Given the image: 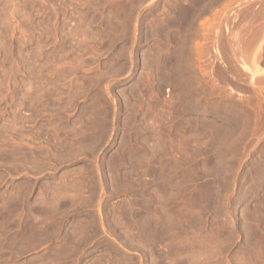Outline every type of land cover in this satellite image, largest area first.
I'll list each match as a JSON object with an SVG mask.
<instances>
[{
    "label": "rangeland",
    "instance_id": "obj_1",
    "mask_svg": "<svg viewBox=\"0 0 264 264\" xmlns=\"http://www.w3.org/2000/svg\"><path fill=\"white\" fill-rule=\"evenodd\" d=\"M263 1L0 0V264H264Z\"/></svg>",
    "mask_w": 264,
    "mask_h": 264
},
{
    "label": "bare ground",
    "instance_id": "obj_2",
    "mask_svg": "<svg viewBox=\"0 0 264 264\" xmlns=\"http://www.w3.org/2000/svg\"><path fill=\"white\" fill-rule=\"evenodd\" d=\"M264 2V1H263ZM262 4V3H261ZM263 12V11H262ZM247 13V12H246ZM261 13V12H260ZM263 14V13H262ZM188 15V14H187ZM249 16V15H248ZM262 16V15H261ZM250 17V16H249ZM263 18H264V14H263ZM189 20V19H188ZM251 20V19H250ZM253 20V19H252ZM226 21V20H225ZM255 21V20H254ZM192 22V21H191ZM216 22H219V21H216ZM257 22H259V21H257ZM262 22H264V20L262 21ZM212 23V22H211ZM183 24V23H182ZM204 24V23H203ZM219 24V23H218ZM225 24V23H224ZM215 25H217V24H215L214 23V25H211V24H209V25H204L203 27H204V37L206 36V37H208L209 36V34H211L212 32L210 31V30H212L214 27H215ZM250 25V24H249ZM248 25V26H249ZM252 25V24H251ZM259 25V24H258ZM191 26V25H190ZM226 26V25H225ZM228 26V25H227ZM243 26V25H242ZM248 26H246L247 28H248ZM254 26V25H253ZM252 26V27H253ZM166 27V26H165ZM221 27V26H220ZM251 27V28H252ZM255 27V26H254ZM212 28V29H211ZM218 28V27H217ZM250 28V27H249ZM256 28V27H255ZM261 28H262V26H261ZM261 28L260 27H258L257 28V30L254 32V31H251V33H250V31H249V33H250V35L247 37V38H245V39H243L242 38V36L241 37H239V33H234V35H233V38L235 39H232L233 41H235L234 42V44L232 43L233 41L231 40L230 42L229 41H227V42H229V46L230 47H228V48H230L229 50H231L230 52L232 53V56H231V58L233 57V59L235 60V62H237L236 60L238 59V55H239V53L241 52V53H243L245 50H244V48L242 49V47H244L245 46V48L247 49V52H252L253 54L255 53V54H257L258 52H262L261 50L263 49V45H264V40H263V38H262V30H261ZM220 29V28H219ZM218 29V30H219ZM218 30L216 31V33H215V35H216V37H214V40H215V38H216V41H217V39L219 38V36H220V34H219V32H218ZM247 30V29H246ZM220 31V30H219ZM231 31V30H230ZM242 31V30H241ZM244 31V30H243ZM264 31V30H263ZM211 32V33H210ZM247 32V31H246ZM244 33V32H243ZM214 34V33H213ZM212 34V35H213ZM232 34H233V32H232ZM240 34H242V33H240ZM248 34V33H247ZM264 35V34H263ZM230 37H231V35H229ZM245 36V35H244ZM225 37V36H224ZM228 38V37H227ZM206 39V38H205ZM241 39H243V40H241ZM169 40V39H168ZM223 40H225L224 38H223ZM219 43V42H218ZM217 43V44H218ZM223 43V42H222ZM225 43H226V41H225ZM263 43V44H262ZM214 44V43H213ZM245 44V45H244ZM209 45V44H208ZM226 45H227V43H226ZM225 45V46H226ZM244 45V46H243ZM206 46V45H205ZM217 46V48L219 47L218 45H216ZM203 47L204 46H202L201 45V48H202V50L201 51H203L204 49H203ZM212 47V46H211ZM198 48V47H197ZM227 48V47H226ZM222 49V48H221ZM220 49V50H221ZM244 50V51H243ZM218 51V50H217ZM243 51V52H242ZM209 52V51H208ZM219 52V51H218ZM220 52H222V51H220ZM247 52L245 53H243V55H245V57L247 56ZM217 53V52H216ZM221 55H223L222 53H219V56H221ZM243 55L241 54L240 56H242V58H244L243 57ZM218 56V57H219ZM239 56V60H241L240 57ZM225 57V56H224ZM248 58H249V56H247ZM246 57V58H247ZM259 55H258V57H256V56H254V55H251L250 56V59H246V61L247 62H249V60L251 61V63L253 64L254 63V65L256 64H258L259 62ZM223 58V57H222ZM226 58V57H225ZM261 58V57H260ZM210 59V58H209ZM231 60V59H230ZM243 60H245V59H243ZM232 62H234L233 60H231ZM242 61V60H241ZM246 61H243V62H246ZM231 62V63H232ZM246 62V63H247ZM230 63V64H231ZM246 63H244V65H243V67L246 69V71L248 70V71H250V72H252V74H253V76L255 75V72H257L258 70V68L256 69V70H252L251 68H249L247 65H246ZM248 64V63H247ZM250 64V63H249ZM248 64V65H249ZM224 65V64H223ZM230 66V65H229ZM258 66V65H257ZM232 67V66H231ZM242 68V67H241ZM228 69V68H227ZM235 69V68H234ZM244 69V70H245ZM217 70V69H216ZM227 71V70H226ZM228 72V71H227ZM226 72V73H227ZM229 72H230V69H229ZM238 72V71H237ZM259 72V71H258ZM235 75V74H234ZM238 75V74H237ZM250 75V74H249ZM228 76V75H227ZM252 76V75H251ZM248 77V76H247ZM232 79V78H231ZM253 80V79H252ZM245 81V80H244ZM234 83H235V81H234ZM218 84V83H217ZM236 84V83H235ZM249 85V84H248ZM235 86V85H234ZM224 87V86H223ZM228 87V86H227ZM237 87V86H236ZM256 87V86H255ZM220 88V87H219ZM254 89H256V88H254ZM262 89V88H261ZM250 90H252V89H250ZM214 91V90H213ZM253 91V90H252ZM251 91V92H252ZM256 92H258V91H256ZM262 92V91H261ZM215 93V92H214ZM260 93V92H259ZM226 94V93H225ZM230 95V94H229ZM246 97V96H245ZM252 97V96H251ZM260 98V97H259ZM220 100V99H219ZM197 101V100H196ZM261 101V100H260ZM199 102V101H198ZM243 103V102H242ZM244 104V103H243ZM233 105V104H232ZM206 106V105H205ZM236 107V106H235ZM240 107V106H239ZM218 113V112H217ZM246 113V112H245ZM245 116V115H244ZM240 136V135H239ZM233 141V140H232ZM53 212V211H52ZM49 215V214H48Z\"/></svg>",
    "mask_w": 264,
    "mask_h": 264
}]
</instances>
